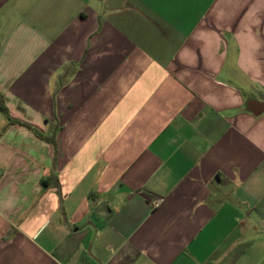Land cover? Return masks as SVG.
<instances>
[{
	"label": "crops",
	"instance_id": "1",
	"mask_svg": "<svg viewBox=\"0 0 264 264\" xmlns=\"http://www.w3.org/2000/svg\"><path fill=\"white\" fill-rule=\"evenodd\" d=\"M253 101L264 0H0V264H264Z\"/></svg>",
	"mask_w": 264,
	"mask_h": 264
},
{
	"label": "water",
	"instance_id": "2",
	"mask_svg": "<svg viewBox=\"0 0 264 264\" xmlns=\"http://www.w3.org/2000/svg\"><path fill=\"white\" fill-rule=\"evenodd\" d=\"M249 109L255 114V115H260L264 111V105L262 103L258 102H250L248 104Z\"/></svg>",
	"mask_w": 264,
	"mask_h": 264
},
{
	"label": "trees",
	"instance_id": "3",
	"mask_svg": "<svg viewBox=\"0 0 264 264\" xmlns=\"http://www.w3.org/2000/svg\"><path fill=\"white\" fill-rule=\"evenodd\" d=\"M0 109H1L2 111L6 112V110H5L2 106H0Z\"/></svg>",
	"mask_w": 264,
	"mask_h": 264
},
{
	"label": "built area",
	"instance_id": "4",
	"mask_svg": "<svg viewBox=\"0 0 264 264\" xmlns=\"http://www.w3.org/2000/svg\"><path fill=\"white\" fill-rule=\"evenodd\" d=\"M154 204H155V206H156V205L158 204V201H156Z\"/></svg>",
	"mask_w": 264,
	"mask_h": 264
}]
</instances>
